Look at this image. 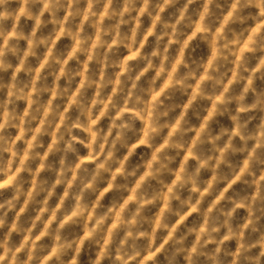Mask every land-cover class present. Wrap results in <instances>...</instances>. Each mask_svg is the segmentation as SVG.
I'll return each mask as SVG.
<instances>
[{
  "label": "clouds",
  "instance_id": "obj_1",
  "mask_svg": "<svg viewBox=\"0 0 264 264\" xmlns=\"http://www.w3.org/2000/svg\"><path fill=\"white\" fill-rule=\"evenodd\" d=\"M0 264H264V0H0Z\"/></svg>",
  "mask_w": 264,
  "mask_h": 264
}]
</instances>
